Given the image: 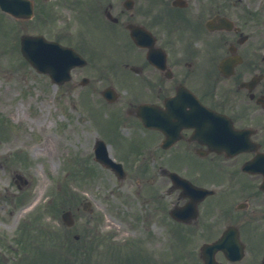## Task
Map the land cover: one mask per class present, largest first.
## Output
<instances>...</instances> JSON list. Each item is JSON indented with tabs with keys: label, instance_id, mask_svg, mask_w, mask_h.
Returning <instances> with one entry per match:
<instances>
[{
	"label": "flooded vegetation",
	"instance_id": "af4514ba",
	"mask_svg": "<svg viewBox=\"0 0 264 264\" xmlns=\"http://www.w3.org/2000/svg\"><path fill=\"white\" fill-rule=\"evenodd\" d=\"M70 7L75 15L59 32L73 28L68 38L82 35L83 44L71 38L73 45L126 52L119 63L88 61V72L105 67L118 86L127 83L128 108L117 113L147 132L144 174H159L160 189L174 195L172 205L190 198L160 167L209 188L212 193L195 204L194 233L214 239L231 227L258 264L264 254V0H72ZM198 99L206 108L197 120L201 128L210 125L208 132L194 126ZM139 103L156 105L171 121L142 126ZM179 109L191 125H180ZM166 205L163 197V210Z\"/></svg>",
	"mask_w": 264,
	"mask_h": 264
},
{
	"label": "rangeland",
	"instance_id": "374dc122",
	"mask_svg": "<svg viewBox=\"0 0 264 264\" xmlns=\"http://www.w3.org/2000/svg\"><path fill=\"white\" fill-rule=\"evenodd\" d=\"M33 1L43 4L44 0ZM44 4V10L50 7L58 11L53 22L41 16L39 30L53 35L51 28L60 30L68 9L58 0ZM6 18L0 14V258L4 261L0 264H63L64 260L68 264L71 254L63 250L67 236L72 239L78 233L83 240L91 232L105 236L106 241L86 253L74 250L77 262L71 264L84 259L87 264H109L111 256L105 253V247L110 243L121 252V261L116 259L115 264H128L127 257L136 255L137 240L142 239L145 242L140 246L149 255L147 261L137 258L134 264H202L198 251L203 236L194 235V226L166 224L164 212L155 210L147 200L144 189L155 187L156 182L148 186L136 179L137 174L118 180L110 169L93 160L94 136L113 146L115 159H129L127 148L133 153L143 146L144 131L139 130L130 142L119 135V125L110 121L111 115L91 93H84L88 106L83 107L77 99L78 88L56 86L46 75L35 72L15 44L23 32H36L37 18ZM5 29L13 32L9 39L4 37ZM80 163L85 172L79 176L73 173L80 172ZM128 165L132 173L138 172L133 163ZM65 187L72 190L75 201L64 203L59 193ZM83 198L92 202V212L81 209ZM69 204L76 210L75 224L67 228L60 214ZM46 232H52L51 236ZM21 237L29 240L31 258L20 249Z\"/></svg>",
	"mask_w": 264,
	"mask_h": 264
},
{
	"label": "water",
	"instance_id": "95a60500",
	"mask_svg": "<svg viewBox=\"0 0 264 264\" xmlns=\"http://www.w3.org/2000/svg\"><path fill=\"white\" fill-rule=\"evenodd\" d=\"M12 1L8 0L7 3H11ZM21 50L23 55L37 70L49 73L56 81H61L66 77L70 64L60 62V57L64 56V52L66 51L64 48L54 43L46 42L41 37L24 36L21 41ZM99 159L105 164H110V160L104 153L99 154ZM225 246L226 243L221 240L214 244L204 246L203 255L205 264H215L212 257L213 251L216 248Z\"/></svg>",
	"mask_w": 264,
	"mask_h": 264
}]
</instances>
